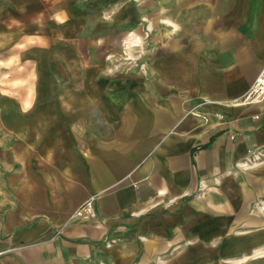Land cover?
Listing matches in <instances>:
<instances>
[{"label":"crops","instance_id":"0c3cea01","mask_svg":"<svg viewBox=\"0 0 264 264\" xmlns=\"http://www.w3.org/2000/svg\"><path fill=\"white\" fill-rule=\"evenodd\" d=\"M263 66L264 0H0V264H264Z\"/></svg>","mask_w":264,"mask_h":264},{"label":"built area","instance_id":"2783aa9c","mask_svg":"<svg viewBox=\"0 0 264 264\" xmlns=\"http://www.w3.org/2000/svg\"><path fill=\"white\" fill-rule=\"evenodd\" d=\"M264 99V66L261 68L259 74L249 86L246 93L243 95L241 102L246 104H254L259 103ZM264 158V144L256 148L250 155V157L246 160V162L250 161H261ZM246 164L245 162L243 165ZM91 200L87 201L77 212L76 214H80L81 211H84L86 215L92 216L91 211Z\"/></svg>","mask_w":264,"mask_h":264},{"label":"bare ground","instance_id":"6f19581e","mask_svg":"<svg viewBox=\"0 0 264 264\" xmlns=\"http://www.w3.org/2000/svg\"><path fill=\"white\" fill-rule=\"evenodd\" d=\"M238 104V103H237Z\"/></svg>","mask_w":264,"mask_h":264}]
</instances>
